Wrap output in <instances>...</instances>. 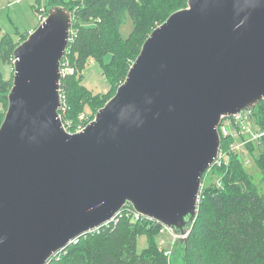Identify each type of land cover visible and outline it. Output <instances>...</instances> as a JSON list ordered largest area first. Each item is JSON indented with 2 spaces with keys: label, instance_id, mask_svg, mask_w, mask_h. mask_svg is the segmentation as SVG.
Here are the masks:
<instances>
[{
  "label": "water",
  "instance_id": "water-1",
  "mask_svg": "<svg viewBox=\"0 0 264 264\" xmlns=\"http://www.w3.org/2000/svg\"><path fill=\"white\" fill-rule=\"evenodd\" d=\"M72 24L69 6H49L13 52L0 124V264H48L127 204L169 227V262L177 245L183 258L222 120L264 100V0H187L74 132L61 115Z\"/></svg>",
  "mask_w": 264,
  "mask_h": 264
},
{
  "label": "trees",
  "instance_id": "trees-1",
  "mask_svg": "<svg viewBox=\"0 0 264 264\" xmlns=\"http://www.w3.org/2000/svg\"><path fill=\"white\" fill-rule=\"evenodd\" d=\"M38 2L36 0L33 5L36 11L40 10ZM56 4L61 2L47 0L44 8L46 10ZM63 5L69 6L73 14L74 35L67 52L72 65L82 68L88 58L94 56L101 61L104 72L110 74L120 64L126 65L125 60L131 59L122 71L121 84L153 28L175 10L185 7L187 0H75ZM124 14H128L133 22L127 38H123L120 32ZM1 28L0 83L6 87L0 89V101L8 106L5 96L13 83V71L12 79H5L1 64L9 63L13 68L14 49L28 33L14 41L15 36L3 33ZM106 55L108 61H104ZM61 84L66 98L71 101L82 83L71 74L62 77ZM253 113L258 125L264 129V100L253 109ZM71 118L74 119L75 114L70 111L63 116L65 121ZM226 118L219 126L223 150L229 149L235 139L222 131ZM246 146L260 167L264 180V136ZM239 157L237 153H231L230 160L215 164L204 172L203 182L210 171L219 172L223 177L220 185L206 187L203 183L197 218L183 249V264H264V196ZM126 212L124 209L116 221L80 235L56 253L48 264H170L155 239L161 225L146 219L133 221ZM141 234L148 235L149 245L138 252L137 240Z\"/></svg>",
  "mask_w": 264,
  "mask_h": 264
},
{
  "label": "rangeland",
  "instance_id": "rangeland-1",
  "mask_svg": "<svg viewBox=\"0 0 264 264\" xmlns=\"http://www.w3.org/2000/svg\"><path fill=\"white\" fill-rule=\"evenodd\" d=\"M61 4H70L75 0H57ZM171 1V0H169ZM185 1V0H183ZM35 0H21L18 4L17 0H0V26L3 33H11L14 35V41L18 40L19 37L25 33H30L39 24L38 14L44 6L47 4V0H39L40 10L36 12L33 7ZM175 4V2L173 3ZM164 7V6H163ZM166 8V7H165ZM45 8L42 10L44 12ZM46 11V10H45ZM73 27V24H72ZM133 29V22L128 14H124V19L120 27V32L123 38H127ZM68 52V49H67ZM131 59L125 60L127 65ZM65 62L63 78L68 75H74L77 80H80L81 86L78 87L75 98L68 100L66 97V91L63 89L65 95V107L66 110L63 116L69 112L75 114L74 119H67L71 123L70 127L72 131L78 129L80 126L88 124L89 120L92 119L97 111V107L103 104L114 92H116L117 85L120 83L122 78V71L126 65H121L119 68H115L110 74L104 72L103 66L97 58L90 57L82 68L77 69L71 63V57L66 53L63 57ZM104 61H108V55L104 57ZM2 75L5 79H12V66L9 63L2 62L1 64ZM118 83V84H116ZM6 87L4 83H0V89ZM7 104L0 101V124L3 120V112H6ZM74 120V121H73ZM222 131L226 130V134H231L235 137L233 143H231L229 149L224 150L226 161L230 160L231 153H237L239 158L244 161V167L249 175L252 177L254 184L259 189V192L264 196V180L262 178V171L258 164L255 162L254 156L247 148L246 144L251 140L247 141V137L243 138V135L237 129L234 119L226 118L222 123ZM252 142V141H251ZM257 142V141H255ZM257 150V149H256ZM257 153V151L255 152ZM227 165V164H226ZM223 176L217 172L213 173L210 171L204 178V185L213 186L220 185V180ZM225 185V183H223ZM157 245L160 249H163L164 255L168 257L173 244V236L169 231L162 232L159 228V234L155 236ZM149 238L147 234H141L137 240V250L142 252L149 245ZM166 250V251H165ZM167 253V254H166ZM172 264H182V249L180 246L175 247L174 254L171 257Z\"/></svg>",
  "mask_w": 264,
  "mask_h": 264
},
{
  "label": "built area",
  "instance_id": "built-area-1",
  "mask_svg": "<svg viewBox=\"0 0 264 264\" xmlns=\"http://www.w3.org/2000/svg\"><path fill=\"white\" fill-rule=\"evenodd\" d=\"M17 1H20V0H17ZM42 10L40 11V15H39V18L40 19L39 20L43 19L44 14H45V12H42ZM71 30L72 31H71L70 41L72 40V37L74 35V32H73L74 29L71 28ZM64 67H65V62L62 60V64H61L62 77L64 76V74H66L65 71H64ZM61 95H62V100H63L61 115H62V119H63V113L65 112L66 107H65V98H64L65 95L63 94V90L62 89H61ZM228 118L229 119H234V123L236 124L238 131L240 132V134H242L243 136L247 137V141L248 140H251V141H259V139L264 136V129L261 128L258 125V123L256 121V118H255V115L253 113V109H250V108L243 109L238 114H235V115L230 116ZM63 122H64V126H65L66 130H68L70 132H74V131H72V129L70 127L71 123H69V121L63 120ZM83 127L84 126H80L78 129H75V131H79ZM222 127H223V125H222ZM225 131L226 130L224 129L223 132H225ZM225 134H226V132H225ZM226 156L227 155L225 154L224 150L220 148L218 157L216 158V160H215V162H214L213 165H215V164L221 165L223 162L226 161ZM202 187H203V185H202ZM202 187H201L200 194H199V201H200L201 197L203 196L202 195ZM124 209H127L126 214L128 216H130L133 221H138V220L146 219V220H151L152 222L154 221L156 223H159L161 225L160 226V230L162 232L169 231L172 234V236H173V244H172V247H173V245L175 243V240L177 239V236L172 233L171 229H169V227H167L166 225L158 222L157 220H154V219H152V218H150L148 216H144L143 214L137 212L133 208V206L131 207V204L125 205L123 207V209L121 211H119V213L113 218V220H111L108 223H112V222L116 221L118 219V217L121 215V213H122V211ZM172 247H171L170 252H168V260H169V257L171 255V253H172Z\"/></svg>",
  "mask_w": 264,
  "mask_h": 264
},
{
  "label": "crops",
  "instance_id": "crops-1",
  "mask_svg": "<svg viewBox=\"0 0 264 264\" xmlns=\"http://www.w3.org/2000/svg\"><path fill=\"white\" fill-rule=\"evenodd\" d=\"M18 2V4L21 2V0L20 1H17ZM35 2H36V0H35ZM34 5V4H33ZM34 7V6H33ZM35 9V8H34ZM44 9V8H43ZM36 12H38V11H36ZM38 14V18H39V15H40V12L39 13H37ZM40 19V18H39Z\"/></svg>",
  "mask_w": 264,
  "mask_h": 264
}]
</instances>
